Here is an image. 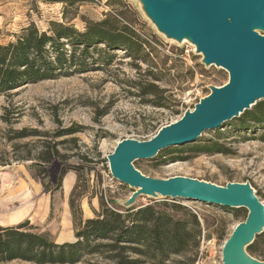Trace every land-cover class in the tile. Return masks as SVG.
<instances>
[{
  "label": "rangeland",
  "instance_id": "374dc122",
  "mask_svg": "<svg viewBox=\"0 0 264 264\" xmlns=\"http://www.w3.org/2000/svg\"><path fill=\"white\" fill-rule=\"evenodd\" d=\"M105 13L133 25L146 41L148 56L134 59L119 48L111 51L109 63L104 65L106 54L96 50L93 56L98 69L32 82L0 96V116L5 113L4 106L8 116L18 112L16 119L9 117L14 120L11 123L0 119V226L27 221L35 231L59 243L75 241V224L94 217L100 198L108 205L114 200L120 206L131 194L132 188L109 172L106 156L116 144L123 138L150 139L161 126L193 109L195 102L210 91V85L220 86L228 79L224 69L214 64L205 67L188 41L175 42L157 32L137 0H85L73 5L55 0H0V44L14 40V35L31 22L41 31L48 29L51 21L67 22L82 31L87 22L100 20ZM97 46L102 48L103 44ZM149 82L163 92V100L141 95L140 88ZM257 104L221 127L203 131L194 142L180 146L183 152L168 146L151 159H137L133 164L150 178L183 175L222 186L248 181L264 205V128L250 127L248 122L241 125L246 112ZM63 128L73 133L52 136ZM21 130H37L41 135L15 138ZM63 139L68 141L58 149L68 156L40 161V152L46 149L41 142ZM212 141L222 144L227 152L189 151L190 146ZM71 195L80 209L75 224L69 208ZM155 202L176 203L197 214L201 237L192 264H222V246L247 213L244 207L145 195L133 206ZM223 225L226 235L220 239L217 233ZM250 247L252 257L264 260V231L256 235ZM0 264L37 263L15 259Z\"/></svg>",
  "mask_w": 264,
  "mask_h": 264
},
{
  "label": "trees",
  "instance_id": "16d2710c",
  "mask_svg": "<svg viewBox=\"0 0 264 264\" xmlns=\"http://www.w3.org/2000/svg\"><path fill=\"white\" fill-rule=\"evenodd\" d=\"M73 5L85 0H55ZM15 39L0 44V96L9 95L18 87L47 79L88 72L98 69L93 52L105 53L103 64H108L111 51L123 48L134 59H145V40L135 31V27L119 16L105 13L103 18L89 21L80 31L67 22L51 21L48 29L41 31L31 22L16 33ZM97 44H103L100 48ZM150 73V72H149ZM154 80L157 76L152 74ZM141 95H152L163 100V92L154 82L140 88ZM154 105L162 106L155 100ZM0 116L2 122L11 123L18 112H10L6 106ZM16 110V109H15ZM15 113V114H14ZM264 128V101L254 110L245 114L241 125ZM73 133L68 128L57 131L52 136L63 137ZM41 135L34 130L17 132L15 138ZM264 141V138L262 139ZM68 140L41 142L46 149L40 152V161L49 162L53 158H64L58 146ZM192 143V142H191ZM188 144V143H187ZM46 145V146H45ZM185 145V144H182ZM180 145V146H182ZM180 146H172L175 152H183ZM193 153H226L217 141L209 144L190 146ZM38 162V166L42 165ZM108 205L100 198L99 210L94 217L79 220L75 224L76 213L72 195L69 208L75 224V241L59 243L44 232L35 231L24 221L15 225L0 226V263L9 260H26L40 264H192L198 252L200 241V221L197 214L176 203H153L138 207L122 208L114 200ZM76 209H78L76 211ZM246 216V214H245ZM244 216V218H245ZM223 238L225 225L218 231ZM251 244L247 246L249 254ZM86 256L99 259H86ZM193 256V257H192ZM174 257H180L179 260Z\"/></svg>",
  "mask_w": 264,
  "mask_h": 264
},
{
  "label": "water",
  "instance_id": "95a60500",
  "mask_svg": "<svg viewBox=\"0 0 264 264\" xmlns=\"http://www.w3.org/2000/svg\"><path fill=\"white\" fill-rule=\"evenodd\" d=\"M156 31L175 42L188 41L205 67L228 73L220 86L210 85L206 96L179 119L161 126L148 140L123 138L106 156L114 179L132 188L120 202L133 206L138 197L179 198L247 210L222 246V264H264L247 246L264 231V205L248 181H212L187 176L150 178L135 167L168 146L194 142L203 131L219 128L264 100V0H137Z\"/></svg>",
  "mask_w": 264,
  "mask_h": 264
}]
</instances>
